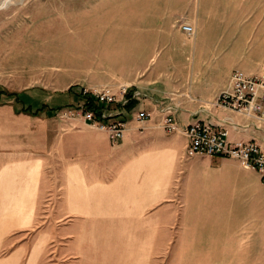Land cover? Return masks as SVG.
Masks as SVG:
<instances>
[{
  "label": "crops",
  "instance_id": "0c3cea01",
  "mask_svg": "<svg viewBox=\"0 0 264 264\" xmlns=\"http://www.w3.org/2000/svg\"><path fill=\"white\" fill-rule=\"evenodd\" d=\"M80 8L92 14L81 26L93 18L101 32L75 55L85 68L46 99L0 86V96L12 97L0 102L2 217L17 219L7 204L34 203L57 182L53 217L65 219L57 233L66 264H152L156 252L173 264H264L262 248L248 259L251 236L262 240L263 232L232 220L234 203L264 206L257 171L227 156L187 155L186 137L164 130L155 106L169 96L178 123L208 119L229 140L264 147V122L210 104L232 69L264 68L249 50L264 38V0H87ZM176 16L193 31H181ZM159 45L165 51L154 65ZM119 83L140 95L111 104L125 120L116 143L80 116L50 118L49 108L71 104L81 87ZM139 108L151 116L136 120Z\"/></svg>",
  "mask_w": 264,
  "mask_h": 264
},
{
  "label": "rangeland",
  "instance_id": "374dc122",
  "mask_svg": "<svg viewBox=\"0 0 264 264\" xmlns=\"http://www.w3.org/2000/svg\"><path fill=\"white\" fill-rule=\"evenodd\" d=\"M86 2L87 0H12V3L5 6L0 4V86L7 91L27 90L34 98L46 99L54 92L53 88L57 89L63 82L70 80L72 74L85 68L86 60L75 55L86 51L81 47L83 41L89 44L101 34L96 19L90 18L84 27L81 26L85 18L92 15L80 8ZM249 50L256 56L264 57V38L261 43L249 46ZM164 51L165 46L159 45L154 55V65L159 62ZM72 54L74 57L68 58ZM226 61L222 58L219 63L223 65ZM92 65L97 66L99 63L96 61ZM8 99L11 100L12 97L0 96V102ZM77 101L78 97L73 98L71 104L56 107L50 118L61 121L73 117L62 115L60 110ZM54 185L51 190L39 195L34 203L7 204L11 214L18 212L17 219L3 218L2 208L5 204H0V264L67 263L62 251L63 235L57 233L62 230L65 219L53 217L60 209V189L57 182ZM259 193L264 196L263 192ZM252 214L257 217L248 219ZM262 214L264 206L256 203L237 202L232 206L233 223L237 220H243L248 225L255 222L253 232L257 231L258 234H264ZM175 225L174 223L173 226ZM49 229L52 230L51 234L47 233ZM251 237L248 259L255 258V248H262L264 255V235L262 240L260 236ZM249 238L250 236L245 237V240ZM151 262L173 264L170 255L166 261L159 252L153 254Z\"/></svg>",
  "mask_w": 264,
  "mask_h": 264
},
{
  "label": "built area",
  "instance_id": "2783aa9c",
  "mask_svg": "<svg viewBox=\"0 0 264 264\" xmlns=\"http://www.w3.org/2000/svg\"><path fill=\"white\" fill-rule=\"evenodd\" d=\"M173 21L181 31H193L192 25L184 17L176 16ZM139 95L140 92L135 88L130 89L127 83H119L116 90H112L108 85L92 89L81 87L78 91V101L62 108L60 113L82 117L103 129L110 143H116L123 135L125 120L117 117V110L111 107V104L118 102L119 105H124L129 97L137 98ZM170 100L169 96H164V99L155 101L160 124L166 131L179 130L184 134L187 139V155H222L234 158L243 167L255 169L264 184V147L252 139L229 140L226 129L208 119L196 118L186 123H178L174 116L177 104ZM210 104L264 122V68L253 73L232 69L227 83ZM151 114V110L141 108L133 112V117L143 121Z\"/></svg>",
  "mask_w": 264,
  "mask_h": 264
},
{
  "label": "bare ground",
  "instance_id": "6f19581e",
  "mask_svg": "<svg viewBox=\"0 0 264 264\" xmlns=\"http://www.w3.org/2000/svg\"><path fill=\"white\" fill-rule=\"evenodd\" d=\"M8 3H12V0H0V4H3L1 6H5L7 5Z\"/></svg>",
  "mask_w": 264,
  "mask_h": 264
},
{
  "label": "trees",
  "instance_id": "16d2710c",
  "mask_svg": "<svg viewBox=\"0 0 264 264\" xmlns=\"http://www.w3.org/2000/svg\"><path fill=\"white\" fill-rule=\"evenodd\" d=\"M43 105H44V104H43ZM43 105H42V106H43ZM42 106H41V107H42ZM23 109H24V110H28L29 108H28L27 106H25ZM49 109H50L49 111H50L51 114H52V112H53V110H54L55 108H54V107H51V108H49Z\"/></svg>",
  "mask_w": 264,
  "mask_h": 264
}]
</instances>
